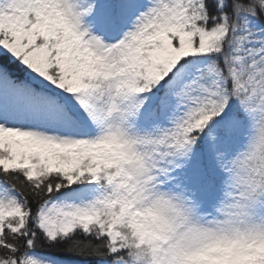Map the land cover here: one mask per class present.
<instances>
[{"label":"snow or ice","instance_id":"6c2138e0","mask_svg":"<svg viewBox=\"0 0 264 264\" xmlns=\"http://www.w3.org/2000/svg\"><path fill=\"white\" fill-rule=\"evenodd\" d=\"M0 264H264V0H0Z\"/></svg>","mask_w":264,"mask_h":264}]
</instances>
